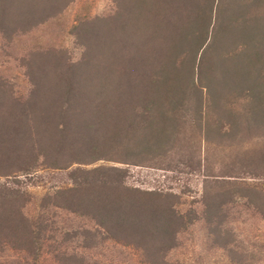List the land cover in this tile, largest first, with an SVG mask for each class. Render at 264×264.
Segmentation results:
<instances>
[{
	"label": "trees",
	"instance_id": "obj_1",
	"mask_svg": "<svg viewBox=\"0 0 264 264\" xmlns=\"http://www.w3.org/2000/svg\"><path fill=\"white\" fill-rule=\"evenodd\" d=\"M73 1L0 0V34L10 39L27 32ZM114 2L112 16L74 26L82 49L77 61L60 50L32 52L28 104L15 111L0 101V155L19 152L28 134V156L18 157L23 162L13 157L15 165L31 171L42 158L47 167L68 171L74 185L59 192L69 193L63 206L100 216L96 229L80 232L91 238L87 246H97L99 237L135 244L150 250L153 264L164 262L188 226L173 194L127 188L118 165L89 166L100 160L199 166L218 187H204L210 233L234 251L226 211L236 195L264 215V0ZM0 93L8 97L1 83ZM12 119L18 122L13 132L2 130V121ZM202 141L225 153L218 158L221 177L211 157H197ZM238 177L261 188L240 185ZM8 185L0 182V235L22 236L36 253L50 224L18 229L11 215H22L21 209L6 205L20 192ZM61 254L66 264L86 262L83 255Z\"/></svg>",
	"mask_w": 264,
	"mask_h": 264
},
{
	"label": "rangeland",
	"instance_id": "obj_2",
	"mask_svg": "<svg viewBox=\"0 0 264 264\" xmlns=\"http://www.w3.org/2000/svg\"><path fill=\"white\" fill-rule=\"evenodd\" d=\"M115 9L114 0H74L62 13L27 32L17 33L10 39L0 34V83L8 93V97L5 96L7 99L0 93V101L4 99L8 110L16 111L26 106L32 87L28 75V61L32 52L44 54L60 50L72 61H77L82 49L74 34V26L85 20L112 16ZM2 125V130L11 128L13 132L18 122L12 119L2 121ZM22 138L28 143V134ZM6 139L11 143L13 137ZM202 142L204 152L197 157L201 160L206 156L211 157L209 161L214 166V174L221 177L223 167L218 158H225V153L218 154L205 141ZM26 145L23 144L17 153L13 154L10 148L0 155V173H9L2 176L0 182H6L10 188L20 192L18 200L13 204L8 203L6 207L9 210L21 209L22 215H11L18 229L27 226L28 222L37 225L46 222L50 225L36 253L28 251L22 243V236L15 241L9 235H0V264H66L60 258L65 250L83 255L86 260L84 264H153L150 250L135 244L111 238L101 240L99 237L97 246H87L91 238L88 236L85 239L80 232L84 228L96 229L100 216H95L98 214L94 212L74 213L63 206L64 197L69 193L63 197L59 192L74 185L68 171L47 167L44 162L42 164V158L31 171H28V164L15 165L13 157L17 162L22 161L18 159L19 156H28ZM99 165L122 167L127 188L173 194L170 197L175 203L173 207L185 216L188 226L178 231L173 241L175 244L166 251L161 264H264V215L255 203L248 201L247 196L238 193L226 211V222L234 232L236 243L231 245L234 251L219 244L216 236L210 233V225L205 219L204 187H218L208 183L210 178H206L199 166L191 170L182 164L172 163L170 166L166 162L136 165L100 160L89 167ZM241 178L237 179L240 185L246 182L244 186L248 188L252 183L261 188L260 183L242 181ZM261 190L264 192V187Z\"/></svg>",
	"mask_w": 264,
	"mask_h": 264
}]
</instances>
